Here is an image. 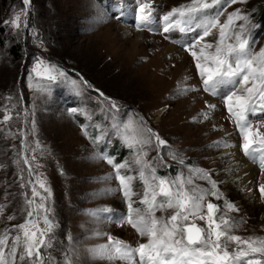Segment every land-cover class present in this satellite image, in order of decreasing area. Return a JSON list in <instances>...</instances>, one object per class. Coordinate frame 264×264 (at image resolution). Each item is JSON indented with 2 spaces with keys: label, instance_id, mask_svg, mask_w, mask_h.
<instances>
[{
  "label": "rangeland",
  "instance_id": "rangeland-1",
  "mask_svg": "<svg viewBox=\"0 0 264 264\" xmlns=\"http://www.w3.org/2000/svg\"><path fill=\"white\" fill-rule=\"evenodd\" d=\"M140 2L151 6L153 23L138 29L137 0H30L27 6L23 0H0V27L5 30L0 41V205L4 206L0 235L7 230L5 253L18 234L15 226L25 221L33 185L46 195L38 178L52 192L45 203L53 209L50 218L56 224L52 246L41 250L46 264H125L92 254L108 244L109 236L133 247L147 242L130 225L116 222L127 214L128 204L118 190L112 165L100 154L116 164L128 163L120 171L136 177L131 201L143 213L144 184L134 163L141 149L157 177L191 178L188 189H210L208 179L192 175L196 169L207 172L223 198L206 196L200 214L206 215L211 201L218 205V217L237 222L231 235L264 237V199L253 202L229 178L224 148L231 137L237 139L240 154L254 162L243 154L242 138L224 103L232 86H222L218 95L206 92L196 62L183 47L196 33L178 29L164 33L158 20L191 0ZM263 7L264 0H238L220 9V23L239 8L259 25L251 33L253 52L264 47V23L259 17ZM17 14L19 28L5 24ZM217 38L218 29H213L204 42L215 44ZM12 41L21 46V60L7 51ZM201 46L193 50L199 52ZM45 66L55 80L48 78ZM5 114L11 117L7 122ZM249 122L264 132V112L250 114ZM129 123L133 128L126 130ZM140 126L152 129L166 144H157L153 137L150 144L130 149L124 135L139 138ZM96 137L101 139L96 142ZM157 201L163 202L159 196ZM225 201L239 211H229ZM174 211L157 208L154 215L167 220ZM192 220L206 227L205 221L189 217ZM39 227H44L42 220ZM20 250L15 264H28L19 260Z\"/></svg>",
  "mask_w": 264,
  "mask_h": 264
},
{
  "label": "snow or ice",
  "instance_id": "snow-or-ice-1",
  "mask_svg": "<svg viewBox=\"0 0 264 264\" xmlns=\"http://www.w3.org/2000/svg\"><path fill=\"white\" fill-rule=\"evenodd\" d=\"M30 0H23L27 6ZM238 0H191V3L180 7H173L170 11L158 18L162 21L164 33L178 29L182 33H196L191 43H184L183 47L189 51L196 69L202 80L203 89L213 95H218V89L222 86L231 85L224 103L230 118L239 130L242 138L240 148L246 157L254 162L258 161L261 169H264V132L257 127L253 129L249 122V115H255L258 111L264 112V47L253 52L251 33L259 27L252 23L251 15L237 8L227 15V19L220 23L223 14L220 9L228 3H237ZM246 2V0H240ZM136 27L139 29L153 23V10L147 3L137 0ZM215 9V11H210ZM21 15L17 14L10 21L13 27L19 28ZM237 21H242L239 25ZM213 29H218V38L215 44L204 42L205 37L213 34ZM203 44L199 52L193 50L198 44ZM214 51H208L213 49ZM42 63V62H41ZM40 64L37 65V68ZM48 78L55 80L57 77L51 75L45 66ZM41 73L38 71L37 75ZM63 76V73H59ZM75 83V82H73ZM239 85V87H237ZM187 89H184L186 91ZM112 108L116 105L113 103ZM214 108V105H209ZM73 112L76 109H72ZM11 117L3 116L4 122ZM133 128L132 123L125 125V129ZM137 131V129H133ZM139 138L136 135H124L127 146L132 149L138 144H150L154 137L157 144L165 145L166 141L161 139L152 129L140 126ZM147 133V135H143ZM96 142L101 138L96 137ZM23 149V141L21 142ZM146 153L141 149L134 163L139 165V179L144 184V196L140 203L146 207L143 213L140 208H134L131 197L135 195L132 190V181L136 177L121 174V169L128 168V163L116 164L114 159L101 153L100 158L112 165L115 179L125 201L128 204L126 215L116 219L117 223L130 225L141 237H147L146 243H140L133 247L127 242L108 237V244L93 249L92 254L109 261L120 260L125 264H264V237L249 236L243 238L231 235L237 222L228 217H218V205L209 201L206 205V215H201L204 207L203 201L206 196L217 199L223 198L219 192L216 181L211 180L210 175L200 169H196L192 175H200L201 179H208L210 189H201L193 186L191 189L186 185H192L191 178L185 180L181 176L174 180L157 177L155 170L149 162L144 160ZM175 159V155H173ZM27 164L28 160L25 159ZM183 163V160H181ZM31 175V169H29ZM46 195L37 191L35 185L32 187V199L26 201L27 216L24 223L16 225L18 234L12 238L10 250L5 253L8 232L0 235V264H15L19 251V260L28 261V264H46L41 250L52 246L53 233L56 224L50 218L53 209L46 205L52 192L46 186V182L36 181ZM158 187L159 191H156ZM258 191L264 198V184H260ZM163 202H158L157 197ZM39 197V202L36 201ZM4 206L0 205V209ZM225 207L229 211H239L233 204L225 201ZM157 208L161 210L175 209L167 220L158 219L154 212ZM189 217L206 222V227L199 226L195 220L189 222ZM9 219H12L10 216ZM44 227H39V221ZM235 247L230 250L231 245Z\"/></svg>",
  "mask_w": 264,
  "mask_h": 264
},
{
  "label": "bare ground",
  "instance_id": "bare-ground-1",
  "mask_svg": "<svg viewBox=\"0 0 264 264\" xmlns=\"http://www.w3.org/2000/svg\"><path fill=\"white\" fill-rule=\"evenodd\" d=\"M236 140L235 137H231L230 144H227V147L224 148L228 155L229 178L233 185L241 188V191L245 192L250 200L258 202L261 200L258 188L260 184H264V169L260 168L258 161L252 163L240 154L239 144Z\"/></svg>",
  "mask_w": 264,
  "mask_h": 264
},
{
  "label": "trees",
  "instance_id": "trees-1",
  "mask_svg": "<svg viewBox=\"0 0 264 264\" xmlns=\"http://www.w3.org/2000/svg\"><path fill=\"white\" fill-rule=\"evenodd\" d=\"M259 17H260V21L264 23V7L261 8V10L259 11ZM4 29L2 27H0V41L4 39ZM14 41H12L11 45H9L8 47V52L14 56L17 60H21V46L17 43H13Z\"/></svg>",
  "mask_w": 264,
  "mask_h": 264
}]
</instances>
